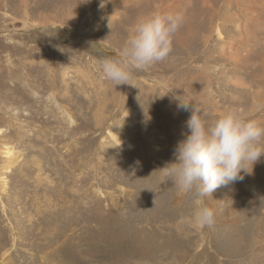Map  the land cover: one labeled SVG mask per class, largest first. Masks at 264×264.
I'll return each instance as SVG.
<instances>
[{"label": "rangeland", "instance_id": "rangeland-1", "mask_svg": "<svg viewBox=\"0 0 264 264\" xmlns=\"http://www.w3.org/2000/svg\"><path fill=\"white\" fill-rule=\"evenodd\" d=\"M204 1L0 0V264H264V155L211 228L209 198L161 179L191 115L174 95L264 125V0ZM154 12L185 17L170 55L115 86L101 61Z\"/></svg>", "mask_w": 264, "mask_h": 264}, {"label": "clouds", "instance_id": "clouds-1", "mask_svg": "<svg viewBox=\"0 0 264 264\" xmlns=\"http://www.w3.org/2000/svg\"><path fill=\"white\" fill-rule=\"evenodd\" d=\"M184 22L181 12H154L140 18L119 54L101 61L103 77L115 86H135V72L147 70L170 55L174 36ZM173 99L178 101V110L191 115L174 159L160 168L162 181L174 183L181 194L195 192L199 198L212 199L217 189L228 188L251 174L253 165L264 155V125L260 121L246 117L240 109H229L209 124L203 118L204 109L194 101L182 100L179 94ZM215 216V208L197 201L195 227H213Z\"/></svg>", "mask_w": 264, "mask_h": 264}, {"label": "bare ground", "instance_id": "bare-ground-1", "mask_svg": "<svg viewBox=\"0 0 264 264\" xmlns=\"http://www.w3.org/2000/svg\"><path fill=\"white\" fill-rule=\"evenodd\" d=\"M25 1H27V0H25ZM207 1V0H206ZM206 1H204V2H206ZM244 1V0H243ZM261 1V0H260ZM126 3H127V0H126ZM140 3H141V1H140ZM234 3V2H233ZM169 9L171 10V9H173V6H169ZM263 9V8H262ZM172 11V10H171ZM248 14V13H247ZM236 16V15H235ZM245 16V15H244ZM190 17V16H189ZM237 19V18H236ZM238 22V21H237ZM189 24V23H188ZM255 27V26H254ZM132 35V34H131ZM181 45H183V46H185V48H186V44H185V39H183V40H181L180 42H179ZM10 153H12V150H10V148H7V150L5 151V154L7 155V157H8V159L10 158V160H9V162L10 163H12L13 162V160H12V158L9 156V154ZM14 159V158H13ZM15 162V161H14ZM221 192V191H220ZM215 193V192H214ZM215 194H217V193H215ZM212 198L216 201L215 203L212 201V199L211 198H209V200H210V202L212 203V205H213V208H215L216 210H221V208H222V211L221 212H226V213H228L229 212V210L233 207V202L231 201V199H230V197H229V199H227L226 200V202H227V207L225 206V204H226V202H225V204L224 205H221V206H219V204H218V202H219V197H215V196H212ZM241 201V200H240ZM232 202V203H231ZM223 204V203H222ZM231 213V212H230ZM247 238V237H246ZM246 238H244V239H246ZM257 242V240H255L254 239V236L252 235L249 239H248V242H247V245L248 246H254V244ZM251 264V263H250Z\"/></svg>", "mask_w": 264, "mask_h": 264}]
</instances>
